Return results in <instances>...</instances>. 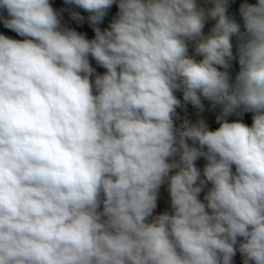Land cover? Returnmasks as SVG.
Returning a JSON list of instances; mask_svg holds the SVG:
<instances>
[{"label":"clouds","instance_id":"9594fccd","mask_svg":"<svg viewBox=\"0 0 264 264\" xmlns=\"http://www.w3.org/2000/svg\"><path fill=\"white\" fill-rule=\"evenodd\" d=\"M65 3L90 13L94 39L62 27L49 0H0L25 37L0 34V264H232L237 245L243 264H264V0L240 6L244 33L227 0ZM177 90L201 111V96L222 105L220 127L176 129ZM238 110L251 127L227 122ZM165 181L172 213L153 216Z\"/></svg>","mask_w":264,"mask_h":264},{"label":"crops","instance_id":"0c3cea01","mask_svg":"<svg viewBox=\"0 0 264 264\" xmlns=\"http://www.w3.org/2000/svg\"><path fill=\"white\" fill-rule=\"evenodd\" d=\"M51 6L53 9L60 15L61 17V26L74 30L82 35H84L87 39L92 40L95 38V32L94 28L91 25V23L88 20V17L90 13L83 10L82 8H79L75 4H68L65 3V0H49ZM258 0H227V10L226 15L233 19L237 24L240 26V32L244 33V21L243 17L240 14V6L244 3L247 4H256ZM198 8H204L205 10L210 9L213 7L212 0H196ZM78 13L80 16H82L84 19L82 20H76L73 19L72 13ZM119 12V8L116 3H114L106 12V15L103 17L102 22H100L97 27L101 29L103 32L105 29H109L110 24L117 18ZM0 16H3L4 18H9L6 10L0 9ZM215 19H207L203 28V34L209 35L210 30L212 27L216 24ZM0 34H3L9 38L16 39V40H24L25 37L19 36L14 31L6 28L2 21H0ZM231 43H232V53H233V59L229 62L230 67L227 69L229 75H230V82H234L236 75L238 74L240 70V65L238 61V45L240 41L238 40L237 36L233 35L231 37ZM188 55L195 60L199 61L202 59L201 56L196 55L195 53V43L194 42H188ZM89 63L90 65L95 69L96 74L103 75L106 72V69L101 67L96 63V61L89 56ZM217 68L221 71H224L223 68H220V66H217ZM94 79V76H93ZM95 94V93H94ZM174 95L178 100L181 101L180 107L176 108V116L173 117V123L174 127L176 129H181V126L184 124L185 121H187L189 124L194 125L197 124L200 120H203L205 124L208 127V130L214 131L220 127V123L217 121V116L222 114V105H216L213 107L212 102L208 99L201 96V102L203 104V110L201 111L194 105H192L190 102H185L183 99V91L177 90L174 92ZM253 115L252 112H238L230 114L225 119L227 122H242L249 127H251L253 122ZM182 130V129H181ZM187 143L190 146L199 147L198 143L193 144V142L189 139L187 140ZM206 151V148H205ZM178 161L179 156L172 157V161ZM207 164V160L203 157L199 158L195 165L200 170V179H205L203 176V169ZM176 169H173L170 171L169 175H174L176 173ZM235 171V166H233V172ZM199 183V181H197ZM212 188V184L208 182L206 186L203 188L201 193L198 196V199L202 198L204 199V196L207 194V192ZM102 210V206H101ZM207 210V209H206ZM210 211V210H208ZM164 212H168L169 214L172 213L171 208V199H170V193H169V182L165 181L164 184H162L159 188L158 198H157V207L153 212V216L162 214ZM149 220H151V217H149ZM242 237H238V242L242 241ZM244 257L241 255V253L238 251V245H237V251L235 256L233 257L232 264H243Z\"/></svg>","mask_w":264,"mask_h":264},{"label":"water","instance_id":"95a60500","mask_svg":"<svg viewBox=\"0 0 264 264\" xmlns=\"http://www.w3.org/2000/svg\"><path fill=\"white\" fill-rule=\"evenodd\" d=\"M200 200L202 201V202H204L205 204L207 203L204 199H202V198H200Z\"/></svg>","mask_w":264,"mask_h":264},{"label":"trees","instance_id":"16d2710c","mask_svg":"<svg viewBox=\"0 0 264 264\" xmlns=\"http://www.w3.org/2000/svg\"><path fill=\"white\" fill-rule=\"evenodd\" d=\"M169 162H172V158H169Z\"/></svg>","mask_w":264,"mask_h":264}]
</instances>
